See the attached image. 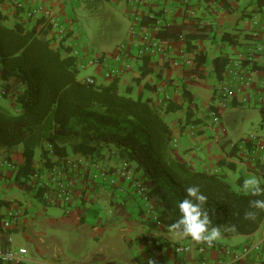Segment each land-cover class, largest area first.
Instances as JSON below:
<instances>
[{"label":"crops","instance_id":"0c3cea01","mask_svg":"<svg viewBox=\"0 0 264 264\" xmlns=\"http://www.w3.org/2000/svg\"><path fill=\"white\" fill-rule=\"evenodd\" d=\"M78 1L87 6L94 1L102 2ZM104 1L125 4V12L130 15L134 12L140 22L132 29L131 41L141 43V36L147 33L150 42L159 41L164 52H155L149 46L141 55L136 44L131 57L115 62L111 55L115 50L98 52L76 35L77 18L72 9L68 10L73 0H24V3L27 7H51L68 25L85 59L100 57L124 69L116 78L120 93L149 99L152 103L159 98L166 99L167 103L160 109L171 128L170 153L173 157L192 170L221 175L239 193L248 192L244 183L251 177L256 178L259 185L264 184V136L255 135L256 142L250 141L244 147L239 141L229 139L222 126L223 111L229 106L259 107L264 120V0ZM0 10L8 26L19 23L20 15L10 1L0 0ZM254 17L260 20L259 24L252 23ZM172 26L178 38L158 37L159 30ZM46 38L49 39V35ZM254 42L258 49L254 60L247 62L244 55ZM50 43L61 50L59 42L51 40ZM61 53L63 57L68 56L63 50ZM201 54L205 55L206 62L198 70L196 58ZM218 56L228 60L221 77L214 64ZM174 61H179V65H173ZM235 61H241L242 67ZM237 73H243L251 85L243 86L237 96L226 98L228 101L224 102L226 89L241 87ZM77 77L79 80L91 77L102 86L113 82L107 77L103 64L90 66L83 74L79 71ZM25 88L14 75L0 76V89L7 91L0 105L12 112L22 111L16 96L23 94ZM244 97L247 98L245 103L242 102ZM169 103L176 107L168 110ZM212 109L220 111L219 122H213ZM60 146L67 149L66 155L54 153L49 141L42 142L35 152V172L46 174L54 165L80 158L83 162L100 161L114 169L129 164L138 177H144L138 163L128 161L125 152L115 144L98 146L93 154L87 155L75 153L71 143H60ZM42 147L47 150L44 156ZM21 151V147H0V161ZM13 161L16 163V159ZM17 171L16 164L15 168L0 166V225L11 213H25L19 228L11 232L13 247L27 249V263L202 264L203 259H221L227 264H264V224L251 235L235 236L230 228H223L219 230L220 238L209 245L178 235L165 223L156 226L149 221L141 212L140 200L127 184L122 188L112 187L71 172L77 190L74 202L67 206L48 205L40 193L34 191L29 177L18 176ZM2 241L6 244L5 238ZM182 244L190 245L191 249L178 253L176 245ZM248 245H259L260 250L252 251L240 261L224 254L228 248L241 250Z\"/></svg>","mask_w":264,"mask_h":264},{"label":"trees","instance_id":"16d2710c","mask_svg":"<svg viewBox=\"0 0 264 264\" xmlns=\"http://www.w3.org/2000/svg\"><path fill=\"white\" fill-rule=\"evenodd\" d=\"M17 12L19 23L11 27L0 10V76L14 75L26 88L16 96L22 111L12 112L0 105V147L22 148L8 158L13 163L16 159L18 176L28 178L35 172V152L43 141H49L60 156L67 154L60 143H71L75 153L84 155L93 154L98 146L115 144L128 161L137 162L143 169L161 219L172 230L178 232L172 227L181 217L178 205L185 198L192 199L186 189L194 186L207 198L202 211L209 217V229L230 228L235 236L251 235L260 229L264 209L254 207L253 202L264 200V194L239 193L221 175L192 170L173 157L171 128L158 105L120 93L116 78L107 86L79 80L71 47L61 45L68 54L63 57L46 38L49 29L42 18L27 20L19 9ZM174 28L159 30L158 37L178 38ZM205 62V55H199L196 68L201 69ZM227 63L220 56L214 59L220 77ZM175 107L169 103L167 109ZM46 153L43 148L42 156ZM259 186L264 188V184ZM248 213H255V218H248Z\"/></svg>","mask_w":264,"mask_h":264},{"label":"built area","instance_id":"2783aa9c","mask_svg":"<svg viewBox=\"0 0 264 264\" xmlns=\"http://www.w3.org/2000/svg\"><path fill=\"white\" fill-rule=\"evenodd\" d=\"M10 1L16 10H20L22 16L27 20H33L36 18H42L44 25L49 29V39L59 42L60 46L65 45L71 47V54L77 59L78 69L86 68L88 66H93L96 64H103L107 71V77L110 79L117 78L124 69L117 68L107 62L106 59L101 60L100 57H95L91 59H85L76 47L74 38L66 22L61 19L57 13L46 5H36L35 7H27L24 0H8ZM260 20L256 17L253 18L252 23L254 25L259 24ZM138 44L141 55H144L149 46L153 47L154 51L163 53L164 48L161 43L150 42V37L147 33L141 36V43L135 42V40L130 41V43H124L118 45L115 51L111 54L115 62H121L127 59L128 56H132V48ZM258 49L257 43H251L247 48L244 55V59L247 62H252L254 60L256 50ZM179 61H174L173 65H179ZM238 67H242L241 61H235ZM128 66V65H127ZM239 79V86L237 90L226 89L224 95V102L226 98L228 100L231 97L237 96L241 92L243 86H250L251 81L243 74L237 73L236 76ZM89 81H94L91 77L86 78ZM7 91L5 89H0V98L4 97ZM227 100V101H228ZM247 98H242V102H246ZM167 103L165 98H159L156 101V105L160 108ZM214 123L219 122L220 116L216 110L212 109L210 113ZM256 136L251 135L240 139L239 144L246 147L251 141L256 142ZM176 144V142H174ZM174 144V145H175ZM53 151V150H52ZM1 165H7L15 168V164L10 162L8 159L0 161ZM18 172V171H17ZM71 172H77L81 174V177L88 179L91 182H100L103 184H108L112 187H123L124 184L128 185V189L137 197L141 202V212L147 217L149 221L154 223L156 226H163L164 222L156 208L155 199L150 195V185L148 182L142 178L136 176L129 164H123L120 168H112L104 165L100 161H90L83 162L80 158L75 160H66L65 163L61 165H54L50 168L49 172L46 174H38L33 172L29 176L31 186L34 188L35 192H41L42 199L48 205H61L67 206L74 202L76 197V185L72 178L70 177ZM120 182H123L121 184ZM24 212L11 213L9 216L5 217L0 225L2 232H0V264H39V263H27L26 255L27 249L24 247L15 248L13 247V237L12 232L19 228L20 224L24 220ZM6 239V244L3 243V239ZM151 243V242H150ZM191 246L188 244L176 245L175 250L178 253H184L189 251ZM259 251V245H248L244 249L237 250L228 248L224 251L226 256L231 257L234 261H240L243 257L249 256L252 251ZM202 264H227L225 261L218 259L215 261H207L203 259Z\"/></svg>","mask_w":264,"mask_h":264},{"label":"rangeland","instance_id":"374dc122","mask_svg":"<svg viewBox=\"0 0 264 264\" xmlns=\"http://www.w3.org/2000/svg\"><path fill=\"white\" fill-rule=\"evenodd\" d=\"M73 1L68 10L72 9L77 18L75 33L88 41L94 50L113 52L118 45L130 43L132 29L140 21L136 20L134 12L131 15L125 12V4L102 0L94 1L88 7L78 0ZM89 67L80 68L79 71L83 74ZM3 99L1 97L0 101ZM263 124L259 107L229 106L222 114L223 133L226 132L233 142L251 135L264 136ZM133 172L136 174V170L133 169Z\"/></svg>","mask_w":264,"mask_h":264},{"label":"clouds","instance_id":"9594fccd","mask_svg":"<svg viewBox=\"0 0 264 264\" xmlns=\"http://www.w3.org/2000/svg\"><path fill=\"white\" fill-rule=\"evenodd\" d=\"M244 188L253 196L264 194V188L259 186V181L254 177L245 181ZM186 191L187 196L192 199L185 198L179 203L181 217L172 227L178 230V235L190 236L195 241H203L211 245L213 241L220 238L221 233L218 228L209 229V217L206 212L202 211V205L207 198L200 193L198 187H189ZM253 206L264 209V200H255ZM247 216L254 219L255 213H248Z\"/></svg>","mask_w":264,"mask_h":264}]
</instances>
